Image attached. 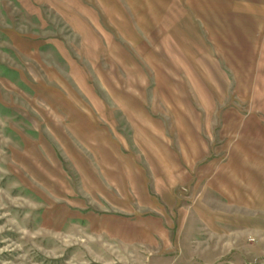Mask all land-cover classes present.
I'll list each match as a JSON object with an SVG mask.
<instances>
[{"label": "rangeland", "instance_id": "374dc122", "mask_svg": "<svg viewBox=\"0 0 264 264\" xmlns=\"http://www.w3.org/2000/svg\"><path fill=\"white\" fill-rule=\"evenodd\" d=\"M0 264H264V0H0Z\"/></svg>", "mask_w": 264, "mask_h": 264}]
</instances>
